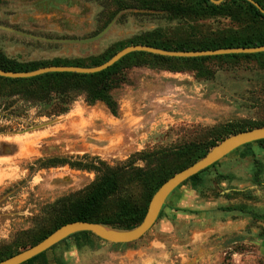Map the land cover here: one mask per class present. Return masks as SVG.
Masks as SVG:
<instances>
[{
    "label": "rangeland",
    "instance_id": "obj_1",
    "mask_svg": "<svg viewBox=\"0 0 264 264\" xmlns=\"http://www.w3.org/2000/svg\"><path fill=\"white\" fill-rule=\"evenodd\" d=\"M109 0H0V52L20 63L85 59L156 28L162 16L122 11ZM212 30L228 26L211 22ZM89 43H76L100 35ZM209 79L195 72L131 68L111 91L118 115L75 95L68 112L45 118L20 98L0 97V250H13L46 233L101 176L123 166L151 172L180 165L168 150L209 143L212 128L264 123V65L253 60L209 61ZM24 120L34 130L26 127ZM49 124V125H46ZM45 125V126H44ZM264 165V150L252 144ZM167 153L160 156L159 154ZM235 152L203 176L201 188L184 185L168 198L139 241L117 245L72 240L47 253L48 264H264V174L252 180V159ZM51 159L89 161L98 170L42 165ZM139 193L140 188L136 189ZM131 192L125 186L105 205L114 211ZM135 200V199H134ZM244 206L254 214L222 213Z\"/></svg>",
    "mask_w": 264,
    "mask_h": 264
},
{
    "label": "trees",
    "instance_id": "obj_2",
    "mask_svg": "<svg viewBox=\"0 0 264 264\" xmlns=\"http://www.w3.org/2000/svg\"><path fill=\"white\" fill-rule=\"evenodd\" d=\"M115 7L112 17L122 11H143L162 16L169 23H174L170 30L156 28L134 36L126 43H116L99 56L73 61L53 60L20 63L7 58L0 52V70L13 73L32 72L47 67L94 68L107 62L122 49L129 46H148L172 52H199L221 49L258 48L264 46V15L244 0H225L220 5H213L209 0H109ZM217 1V0H215ZM264 11V0H252ZM227 21L223 29L212 30L211 22ZM255 60L264 65V53L254 55H229L194 59L165 58L146 53H131L112 67L100 73L81 75L74 73H51L30 79L0 78L1 98H20L43 109L45 118H56L68 112L74 96L83 95L88 105L102 103L110 115L117 117L118 107L111 96V91L123 82L122 73L131 68H158L172 73L185 71L195 72L201 78H210L204 64L209 61L222 60ZM264 123L242 122L225 128H212V141L209 143H188L179 149L168 150V157L180 160L179 166L174 163L163 165L154 171L123 166L118 171L104 168L100 178L76 201L65 216L56 220L51 228L35 240L28 243L18 242L13 250H0V262L40 243L58 228L73 222H87L108 227L117 231H128L136 228L144 219L148 204L154 193L175 174L188 168L203 158L213 147L225 138L234 134L263 128ZM264 150V140L255 142ZM254 144V143H252ZM252 144L244 145L236 152L240 158L252 157L254 183H258L264 173V165L255 159ZM167 155V153L159 154ZM55 167L68 165L78 170L101 171L103 165L95 166L89 161L70 162L66 159H51L44 164ZM218 163L203 170L185 181L179 187L190 185L201 188L203 176ZM131 187V192L121 200L117 209L106 208L107 202L119 194L123 186ZM178 187V188H179ZM140 188L139 193L136 189ZM177 188V189H178ZM135 199V200H134ZM164 209V207H163ZM162 209V210H163ZM224 212H239L254 217L244 206L225 208ZM162 212V211H161ZM101 241L90 233H78L68 237L48 251L36 256L24 264H48L47 253L62 244L73 241L77 250L90 246L91 240ZM62 264V263H59Z\"/></svg>",
    "mask_w": 264,
    "mask_h": 264
},
{
    "label": "water",
    "instance_id": "obj_3",
    "mask_svg": "<svg viewBox=\"0 0 264 264\" xmlns=\"http://www.w3.org/2000/svg\"><path fill=\"white\" fill-rule=\"evenodd\" d=\"M213 5H220L225 0H209ZM247 3L255 7L262 15L264 11L252 0H244ZM102 34L89 40H79L76 43H89L100 38ZM131 53H146L153 56L165 57V58H179V59H194L204 57H218V56H229V55H254L264 53V46L258 48H238V49H221L215 51H199V52H172L160 50L148 46H129L111 57L104 64L94 68H78V67H47L41 68L32 72L26 73H13L5 72L0 70V78L3 79H30L45 74L51 73H74L81 75H92L100 73L104 70L109 69L118 61ZM49 125V124H46ZM45 126V125H44ZM41 126H31L29 130L41 128ZM264 140V127L256 128L253 130L240 132L229 136L213 147L203 158L196 161L188 168L180 171L179 173L172 176L152 196L146 214L143 221L134 229L128 231H117L108 227H104L98 224L87 223V222H73L61 226L40 243L35 246L28 248L17 255H14L6 260L0 262V264H24L27 261L35 258L36 256L48 251L53 246L59 244L68 237L78 233H90L101 241L125 245L139 241L155 224L158 219L164 205L172 193L185 181L190 179L192 176L197 175L203 170L211 167L215 163H219L226 157L235 153L239 148L247 144H252L258 141Z\"/></svg>",
    "mask_w": 264,
    "mask_h": 264
},
{
    "label": "flooded vegetation",
    "instance_id": "obj_4",
    "mask_svg": "<svg viewBox=\"0 0 264 264\" xmlns=\"http://www.w3.org/2000/svg\"><path fill=\"white\" fill-rule=\"evenodd\" d=\"M24 121H25V123L27 122V123H26V124H27L26 127L29 129V128L32 126V125H29V124H28V121H29V120H24ZM7 131H11V130H2V131L0 130V133H1V132H7ZM237 158H238L239 160H244V159H248V158L252 159V168H253V160H254V159H253L252 157H248V158H240V157H239V154H238V155H237ZM263 174H264V173H263ZM252 176H253V175H252ZM262 176H263V175H262ZM252 180H253V179H252ZM253 182H254V181H253ZM227 208H229V207H227ZM223 209H225V208H221L220 211H221L222 213H226V212L222 211ZM227 213H230V212H227Z\"/></svg>",
    "mask_w": 264,
    "mask_h": 264
}]
</instances>
